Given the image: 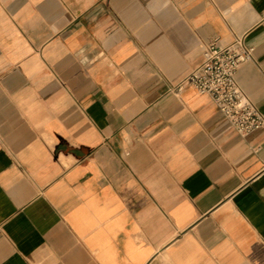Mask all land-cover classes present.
<instances>
[{"label": "crops", "instance_id": "crops-1", "mask_svg": "<svg viewBox=\"0 0 264 264\" xmlns=\"http://www.w3.org/2000/svg\"><path fill=\"white\" fill-rule=\"evenodd\" d=\"M254 48L264 0H0V264H264V129L186 84Z\"/></svg>", "mask_w": 264, "mask_h": 264}, {"label": "built area", "instance_id": "built-area-1", "mask_svg": "<svg viewBox=\"0 0 264 264\" xmlns=\"http://www.w3.org/2000/svg\"><path fill=\"white\" fill-rule=\"evenodd\" d=\"M254 48L237 37L222 45L216 39L203 46V60L188 72L172 90L179 92L186 84L211 97L226 123L239 135L247 136L264 129V114L247 99L240 88L238 67L251 60Z\"/></svg>", "mask_w": 264, "mask_h": 264}]
</instances>
